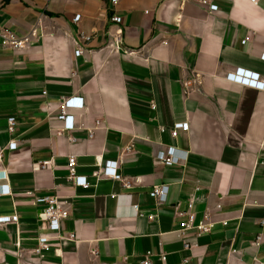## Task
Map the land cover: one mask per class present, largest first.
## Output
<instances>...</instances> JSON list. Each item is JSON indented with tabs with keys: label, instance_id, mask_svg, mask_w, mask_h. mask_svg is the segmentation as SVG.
<instances>
[{
	"label": "crops",
	"instance_id": "0c3cea01",
	"mask_svg": "<svg viewBox=\"0 0 264 264\" xmlns=\"http://www.w3.org/2000/svg\"><path fill=\"white\" fill-rule=\"evenodd\" d=\"M217 4L0 0L1 27L38 30L25 50L0 46V187L11 190L0 213L19 215L0 225V264H142L149 250L154 264L264 263V91L227 79L238 68L264 78V0ZM73 96L85 108L68 130L58 116ZM180 122L189 127L174 136ZM169 146L181 163L157 159ZM71 157L89 188L70 181ZM108 160L123 180L104 176ZM163 183L159 203L151 191ZM43 195L69 212L63 240ZM191 199L211 233L178 234ZM41 235L52 244L43 255Z\"/></svg>",
	"mask_w": 264,
	"mask_h": 264
},
{
	"label": "built area",
	"instance_id": "2783aa9c",
	"mask_svg": "<svg viewBox=\"0 0 264 264\" xmlns=\"http://www.w3.org/2000/svg\"><path fill=\"white\" fill-rule=\"evenodd\" d=\"M106 1V0H104ZM113 3H117L119 0H111ZM202 5L208 7L211 13H216L219 11V5L217 4V0H195ZM81 18L80 15L76 16L75 20H79ZM112 20L118 24H120L123 20L120 16H113ZM119 37L122 35L123 31L120 29L118 31ZM38 36V30L33 29L29 33L25 35H19L16 32L0 26V46L5 48H11L14 51H21L25 50L29 43L32 41L34 37ZM249 38L243 40L245 44ZM82 50L77 49L76 54L79 56ZM264 56V51H263ZM227 79L235 82L240 85L248 86L251 88L259 89L264 91V78L261 76L260 73L254 72L252 70H247L244 68H238L234 72L228 74ZM85 108V102L83 97L73 96L64 100L60 105L59 116L58 118L64 121V127L68 130H73L76 127L75 122V115L71 113V110ZM9 123V131L13 132L16 126V118L10 117L8 119ZM189 124L187 123H177L174 125L172 133L173 135H177V131L179 129H188ZM18 146L17 142H12L10 144L11 149H16ZM157 159L166 164V165H174L181 163L184 158L178 153V150L175 146H169L164 150H161L157 154ZM76 165L77 160L74 157L70 158L69 161V168L71 171L70 181L77 185L82 186L84 188H89L90 183L88 181L87 176H81L76 173ZM103 174L106 177H112L117 180H123V175L119 171V161L108 160L103 164ZM2 181H7L6 175L0 179ZM127 186H130V183H126ZM170 186L169 184H159L155 185L151 191V196L154 197L159 203H164L168 199ZM11 190L8 184H3L0 187V197L3 195H10ZM37 204H44L46 205L45 208V215L48 224L49 230L55 232L57 237L60 240L66 238L65 234L63 233V222L69 216L68 210L63 207L61 202L59 201L57 196L52 195H43L36 198ZM194 203L195 200L191 199L188 202V210L184 212L186 216V220L181 222V226L178 230V234L180 236L184 235L187 230L196 229L197 236H203L206 234L211 233L213 224L211 222H206L205 220L196 223V213L194 212ZM152 216V215H151ZM19 222V215L17 212L13 214H1L0 213V225L11 224V223H18ZM72 238L75 235L71 236ZM39 245L35 249L37 254L43 255L45 252L51 250L52 244L50 243L49 237L46 235H41L38 237ZM185 247L191 249L193 247V243L190 240L185 241ZM153 252L151 250L147 251L142 264H154L151 257ZM161 259L166 261L167 256L161 255ZM259 264H264L263 262Z\"/></svg>",
	"mask_w": 264,
	"mask_h": 264
}]
</instances>
